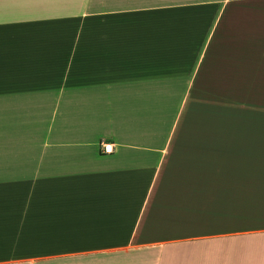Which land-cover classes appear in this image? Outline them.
Listing matches in <instances>:
<instances>
[{
    "label": "crops",
    "instance_id": "obj_1",
    "mask_svg": "<svg viewBox=\"0 0 264 264\" xmlns=\"http://www.w3.org/2000/svg\"><path fill=\"white\" fill-rule=\"evenodd\" d=\"M256 89L264 0H0V264H264Z\"/></svg>",
    "mask_w": 264,
    "mask_h": 264
},
{
    "label": "rangeland",
    "instance_id": "obj_2",
    "mask_svg": "<svg viewBox=\"0 0 264 264\" xmlns=\"http://www.w3.org/2000/svg\"><path fill=\"white\" fill-rule=\"evenodd\" d=\"M246 91V90H244ZM254 94L252 96H249V102H253V105L255 107H260L264 108V89H256V90H251ZM234 92V94H233ZM232 92V100L234 102H238L239 104L242 102L247 101L246 98L243 97V90H233ZM255 112H264L260 111L258 109L255 110Z\"/></svg>",
    "mask_w": 264,
    "mask_h": 264
},
{
    "label": "built area",
    "instance_id": "obj_3",
    "mask_svg": "<svg viewBox=\"0 0 264 264\" xmlns=\"http://www.w3.org/2000/svg\"><path fill=\"white\" fill-rule=\"evenodd\" d=\"M101 151L104 154H110L114 152L115 144L111 141L102 140L100 142Z\"/></svg>",
    "mask_w": 264,
    "mask_h": 264
}]
</instances>
